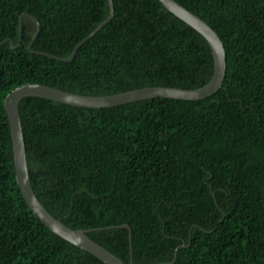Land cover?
Wrapping results in <instances>:
<instances>
[{
	"label": "trees",
	"instance_id": "trees-1",
	"mask_svg": "<svg viewBox=\"0 0 264 264\" xmlns=\"http://www.w3.org/2000/svg\"><path fill=\"white\" fill-rule=\"evenodd\" d=\"M177 1L220 36L221 86L199 99L102 107L22 97L29 179L53 216L127 264H264V0ZM112 3L89 35L108 0H0V264H106L25 201L9 91L26 82L90 95L196 88L213 74L208 41L159 0ZM22 13L39 21L34 38L36 21ZM80 41L70 59L47 55L67 57Z\"/></svg>",
	"mask_w": 264,
	"mask_h": 264
},
{
	"label": "water",
	"instance_id": "water-1",
	"mask_svg": "<svg viewBox=\"0 0 264 264\" xmlns=\"http://www.w3.org/2000/svg\"><path fill=\"white\" fill-rule=\"evenodd\" d=\"M159 1L169 11H171L177 17L181 18L187 24H189L198 32H200L208 41L214 59V70L209 81L203 84L202 86L196 88H182V87L168 86V85H151V86L137 87L111 94L90 95V94L71 92L68 90H64L43 83L26 82L16 86L11 91H9L4 99V107L8 118L11 140H12V153H13L15 176L25 201L27 202L29 207L33 210V212L48 228H50L52 231H54L61 237L73 242L77 246L94 254L96 257L101 259L106 264H127V263L122 258L111 252L109 249H107L100 243L91 239L86 234L87 229L72 228L66 225L65 223H63L60 219L53 216L35 195L28 174L24 138H23L22 126L19 116L18 105L22 97L30 96V95L48 97L73 105L86 106V107H102V106H112L116 104L125 103L128 101H133L136 99H142L153 96H165V97L180 98V99H199L206 97L209 94H212L221 86L225 74V67H226L225 49L220 36L205 20H203L197 14H195L194 12L190 11L188 8L180 4L177 0H159ZM108 4H109V14L106 16L104 20H102L100 23L96 25V27L90 32L89 35L97 31L112 17L113 15L112 0H108ZM25 15L32 17L36 21L37 27H36V32L33 36L34 38L40 30L39 21L35 16H32L31 14L28 13L20 14L19 16L20 19H22V17ZM9 40L13 45V40L11 38ZM82 41H80L73 48L71 54L67 57H59L57 55H53L50 53H47V55L61 60L70 59L73 57L76 49L79 47ZM30 45L31 43H29V47ZM121 225L128 227L127 224H121ZM129 264H133L131 258Z\"/></svg>",
	"mask_w": 264,
	"mask_h": 264
},
{
	"label": "bare ground",
	"instance_id": "bare-ground-1",
	"mask_svg": "<svg viewBox=\"0 0 264 264\" xmlns=\"http://www.w3.org/2000/svg\"><path fill=\"white\" fill-rule=\"evenodd\" d=\"M124 260V259H123ZM126 262V261H125ZM127 263V262H126Z\"/></svg>",
	"mask_w": 264,
	"mask_h": 264
}]
</instances>
